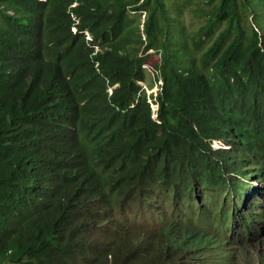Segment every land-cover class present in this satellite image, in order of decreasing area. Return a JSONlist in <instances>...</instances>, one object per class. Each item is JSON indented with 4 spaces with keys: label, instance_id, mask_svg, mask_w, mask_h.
Instances as JSON below:
<instances>
[{
    "label": "trees",
    "instance_id": "trees-1",
    "mask_svg": "<svg viewBox=\"0 0 264 264\" xmlns=\"http://www.w3.org/2000/svg\"><path fill=\"white\" fill-rule=\"evenodd\" d=\"M205 4L0 0V264H264V0Z\"/></svg>",
    "mask_w": 264,
    "mask_h": 264
},
{
    "label": "rangeland",
    "instance_id": "rangeland-1",
    "mask_svg": "<svg viewBox=\"0 0 264 264\" xmlns=\"http://www.w3.org/2000/svg\"><path fill=\"white\" fill-rule=\"evenodd\" d=\"M207 1L209 0H180L179 6L176 5L174 0H167V5L171 11L173 18H176L175 20H177L179 23L175 24L176 31L181 36V38L187 37V41L189 43L192 41L191 38L193 34L206 21V18L196 15L195 11L199 8H207L205 4ZM179 11H181L180 14ZM1 22H3V17L0 16V23ZM149 56L152 57L150 59L151 62L159 60L158 54L156 53H151V55ZM147 80L149 81V92L151 90H156V87H154L152 76L149 73H147Z\"/></svg>",
    "mask_w": 264,
    "mask_h": 264
},
{
    "label": "built area",
    "instance_id": "built-area-1",
    "mask_svg": "<svg viewBox=\"0 0 264 264\" xmlns=\"http://www.w3.org/2000/svg\"><path fill=\"white\" fill-rule=\"evenodd\" d=\"M75 6L76 5H73L71 8H74ZM141 13H142L141 29H143L144 23H145V20H146V13L145 12H141ZM72 20L74 21L75 25L78 24V22H77V20H75V18L72 17ZM75 27L76 26H74L72 28V30H71L73 34H77V29ZM84 35H85V40L87 42H91L92 41L90 35H88L87 33H84ZM94 50H95V54H97L99 52V49L97 47H94ZM151 53H153V51ZM144 68L147 69L151 73V75L153 76L154 81H155V85H156V90L149 92L148 85L145 84V83H141L140 84L141 87H142V89H141L142 91L141 92H148L147 93L148 94V102H150V104H151V106L153 108V111H154V116H156V111L158 110V103L156 102V95H157L156 93H157V90L159 88V85H161L162 82L161 81L157 82V77L159 76V73L156 70H154L152 67H150L148 65L144 66ZM152 94L155 95L154 98L151 97Z\"/></svg>",
    "mask_w": 264,
    "mask_h": 264
},
{
    "label": "clouds",
    "instance_id": "clouds-1",
    "mask_svg": "<svg viewBox=\"0 0 264 264\" xmlns=\"http://www.w3.org/2000/svg\"><path fill=\"white\" fill-rule=\"evenodd\" d=\"M74 5H76L77 6V4H74ZM73 6V5H72ZM75 6V7H76ZM74 7V8H75ZM74 27V26H73ZM78 33V32H77ZM84 33H87V32H83L82 34L84 35ZM88 34V33H87ZM74 35H76V34H74ZM89 35V34H88ZM91 36V35H90ZM84 37H85V35H84ZM91 39H92V37H91ZM86 41V40H85ZM89 45H90V48L95 52V50H94V47H97L98 49H99V47L98 46H95V45H93L92 44V41L91 42H87ZM151 52L152 51H150L148 54H151ZM100 53V49H99V52L97 53V54H99ZM153 53H154V51H153ZM97 54H95L94 53V55L96 56ZM148 66H150L149 64H147ZM147 65H145V66H147ZM151 67V66H150ZM153 68V67H152ZM145 69V68H144ZM154 69V68H153ZM146 70V72L147 73H149L150 75H151V73L147 70V69H145ZM155 70V69H154ZM152 76V75H151ZM152 80H153V83H154V87H156V85H155V81H154V78H153V76H152ZM160 80H159V76L157 77V82H159ZM141 83H145V84H147L148 86H149V81L148 80H146L145 82H140L139 83V86H141L140 84ZM162 85V84H161ZM161 85H159V88H158V90H157V95H156V102L158 103V101H157V96H158V92H159V90H160V86ZM141 89H142V87H141ZM142 91V90H141ZM151 91H154V90H151ZM142 93V92H141ZM144 93H146V95H147V101H148V94H147V92H144ZM151 97L152 98H154L155 97V95H151ZM150 103V102H149ZM151 105V104H150ZM151 108H152V106H151ZM158 108H159V103H158ZM152 110H153V108H152ZM158 111V110H157ZM157 111H156V114H157ZM154 112V111H153ZM154 117H156V116H154ZM215 148H218V147H222L223 146V143H219V142H216L215 141V143H214V145H213ZM225 146V145H224ZM225 148L226 149H231V146H229V145H226L225 146ZM255 184H261V183H259L258 181H256L255 182ZM259 247L257 246V247H255V248H253V249H251V251H249V253L247 254V256H246V259H249L252 255H254V253H255V250L256 249H258Z\"/></svg>",
    "mask_w": 264,
    "mask_h": 264
}]
</instances>
